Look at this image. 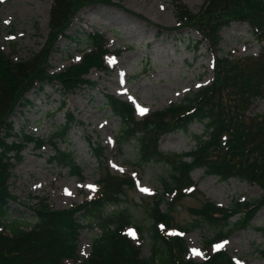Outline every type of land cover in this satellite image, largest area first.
<instances>
[{
  "label": "trees",
  "instance_id": "trees-1",
  "mask_svg": "<svg viewBox=\"0 0 264 264\" xmlns=\"http://www.w3.org/2000/svg\"><path fill=\"white\" fill-rule=\"evenodd\" d=\"M173 1L177 27L187 26L197 32L201 37L199 43L206 42L213 54L212 82L179 103L140 120H136L129 103L110 95L103 99V106L119 119L117 149L121 151L133 139L138 145L139 165L163 162L169 168V176L161 179L162 194L153 200L148 211L152 221L147 229L150 256L143 258L141 247L125 234L131 225L139 236L144 228L132 223L124 211L102 221L101 233L92 241L88 257L80 259L78 255L79 234L86 227L78 221V216L84 221L87 216L100 215L105 207L118 205L125 192L134 187L132 178L110 173L100 143L96 146L89 143L101 172L98 190L89 200L56 210L46 198H35L36 203L27 207L8 190L12 170L22 162L23 151L30 145L37 151L47 146L46 141L23 129L15 132L9 121L17 107L29 106L25 95L32 89L43 91L45 87L57 86L64 98L83 88L95 89L96 83L87 78L92 70L108 72L105 57L110 52L104 36L96 32L76 34L73 38L67 31L82 8L89 4H109L110 0H53L48 38L40 52L26 61L13 62L0 49V264H235L223 249L211 251L202 262L188 259L185 241L179 234L189 229L173 227L169 212H163L160 207L165 196L175 203L186 197L185 191L193 186L190 175L197 169L221 182L238 179L257 185L262 191L259 199L235 202L226 208L207 201L193 211L196 222L192 226L217 225L213 237L204 240L209 250L225 239L224 228L230 219L238 216V228H247L264 207V117L247 115L255 101H264V0H205L196 12L184 7L180 0ZM232 23L246 24L251 29L259 44L257 56L230 59L216 55L221 31ZM61 38H67L70 43L81 42L85 49L79 63L52 73L48 58ZM61 104L63 110L65 106ZM76 123L73 115L64 114V124L47 143L53 149L52 161L56 160L60 166L69 165L71 174L81 179V170L74 165L72 155L57 148ZM193 123L203 124L204 132L194 137L192 150L179 156L159 151L158 142L163 135L185 131ZM11 203L31 211L33 220L11 218ZM260 253L264 258V249Z\"/></svg>",
  "mask_w": 264,
  "mask_h": 264
},
{
  "label": "rangeland",
  "instance_id": "rangeland-1",
  "mask_svg": "<svg viewBox=\"0 0 264 264\" xmlns=\"http://www.w3.org/2000/svg\"><path fill=\"white\" fill-rule=\"evenodd\" d=\"M180 1L184 7L196 12L205 0ZM52 3L53 0H0V49L13 62L26 61L44 47ZM175 12L173 0H110L109 4L85 6L73 19L67 35L74 38L76 34H102L111 53L106 57L108 72L92 70L87 78L96 83V88H83L64 98L57 86L45 87L43 91L32 89L25 95L29 106L17 107L10 116L15 132L23 129L25 133L43 139L47 145L40 151L28 146L8 182L10 194L27 207L38 198H46L52 209H66L81 204L94 194L101 172L89 143L93 146L100 143L104 148L106 164L112 174L129 176L135 181L133 189L125 192L118 205L107 206L100 215L87 216L84 221L78 216V221L86 225L79 234L80 259L88 257L92 241L101 233L102 221L121 211L132 223L144 228L140 239L133 226L126 233L141 246L143 258L150 256L151 241L147 229L152 221L148 211L153 200L162 194L161 179L169 176V168L163 162L139 165L138 145L133 139L123 145L121 151L117 149L119 119L103 106V99L110 95L130 103L136 120H139L179 103L212 81V56L207 43L199 44L200 35L187 26L176 28ZM220 36L217 56L232 59L256 56L259 52V44L246 24L232 23L221 31ZM84 49L85 44L81 42L59 39L48 58L51 72L60 73L71 64L79 63ZM61 103L65 106L63 110H60ZM138 107L147 112L139 114ZM66 113L73 115L77 123L57 148L72 155L82 179L71 174L67 162L69 167L52 161L53 149L47 143L64 124ZM256 114L264 117L263 100L255 101L247 115L253 117ZM203 132V124L193 123L185 131L163 135L158 149L164 155L185 154L193 149L194 137ZM190 176L194 190L185 191L186 197L176 203L165 196L160 208L169 212L173 227L189 229L183 234L187 257L201 262L208 255L204 240L213 237L217 225L200 223L197 227L192 226L196 222L193 211L207 201L221 208L235 202L253 201L262 197V191L238 179L221 182L216 177H206L201 169ZM90 186H94V191ZM168 202L173 205L169 206ZM9 206L11 218L33 220L28 209L17 203ZM237 220L238 216L233 217L224 228L227 236L222 243L223 249L236 264H264L260 253L264 249V207L247 228H238Z\"/></svg>",
  "mask_w": 264,
  "mask_h": 264
},
{
  "label": "snow or ice",
  "instance_id": "snow-or-ice-1",
  "mask_svg": "<svg viewBox=\"0 0 264 264\" xmlns=\"http://www.w3.org/2000/svg\"><path fill=\"white\" fill-rule=\"evenodd\" d=\"M138 112H139V114L143 115L145 112H147V109H143V108L138 107ZM90 189L94 191V186H90ZM140 190L146 191V189H143V188H141Z\"/></svg>",
  "mask_w": 264,
  "mask_h": 264
}]
</instances>
